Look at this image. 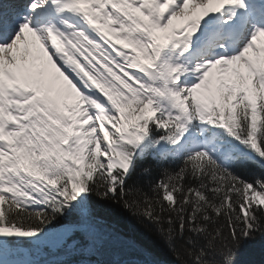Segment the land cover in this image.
I'll list each match as a JSON object with an SVG mask.
<instances>
[{"label":"snow or ice","instance_id":"snow-or-ice-1","mask_svg":"<svg viewBox=\"0 0 264 264\" xmlns=\"http://www.w3.org/2000/svg\"><path fill=\"white\" fill-rule=\"evenodd\" d=\"M250 166L264 0H0V264H159L123 213L172 264H238L264 235Z\"/></svg>","mask_w":264,"mask_h":264},{"label":"trees","instance_id":"trees-1","mask_svg":"<svg viewBox=\"0 0 264 264\" xmlns=\"http://www.w3.org/2000/svg\"><path fill=\"white\" fill-rule=\"evenodd\" d=\"M242 174L249 179L260 176L261 169L256 166H250L247 169H242ZM113 222L116 224L122 235L126 238L133 239L137 244L147 249L153 259L159 262V264H172V257L165 253L156 243L154 237L146 232L141 226L136 224L135 219L128 213H123L112 217ZM64 252L54 253L43 260L50 264V261L55 255H64ZM101 256H119L121 260L126 258L143 259V256L137 250L125 248L123 246H107L102 251ZM96 258V256L90 257V259ZM79 259L78 256H73L71 264L75 263ZM132 260L127 261V264H131ZM238 264H264V235L257 236V238L243 247L238 256Z\"/></svg>","mask_w":264,"mask_h":264}]
</instances>
